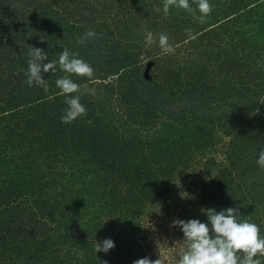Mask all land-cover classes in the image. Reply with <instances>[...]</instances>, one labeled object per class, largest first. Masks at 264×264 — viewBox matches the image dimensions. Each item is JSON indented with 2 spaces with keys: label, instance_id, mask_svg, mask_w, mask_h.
I'll use <instances>...</instances> for the list:
<instances>
[{
  "label": "rangeland",
  "instance_id": "rangeland-1",
  "mask_svg": "<svg viewBox=\"0 0 264 264\" xmlns=\"http://www.w3.org/2000/svg\"><path fill=\"white\" fill-rule=\"evenodd\" d=\"M236 6L238 9L243 7L242 2ZM250 14L252 23L243 28L248 29L249 36L256 28L253 22L260 19L259 11ZM9 16L8 18L11 17ZM4 18L1 20H8L6 16ZM83 25L88 28L90 23ZM254 34L257 32L254 31ZM108 37V45L118 57L131 52L130 49L120 53V47L131 39L129 35L126 37L120 31L117 34L111 33ZM154 39L151 43L145 40V36L135 40L141 45V50H135L138 51V60L143 64L141 73L145 77L150 76L151 70H157L153 60L148 59L150 57L144 52L146 47H151ZM220 41L217 39L219 45H215V51H228L226 41L222 42L223 45ZM249 65V69H239L234 75L235 79L229 84L224 83L226 68L216 67L214 72L208 73L207 83L201 88L202 94L207 97L193 99L195 106L190 103L191 98H181L180 95L178 98L180 91L171 96L169 89L165 90L164 100L154 102V108L146 99L140 98L142 104L135 107L138 110L130 107L129 119L125 121V114L120 113V118L114 117L110 125L100 132L98 142L102 146L95 153L90 151L93 144L89 147L79 144L84 152L77 155L74 150L65 151L67 156H73L67 158L63 154L62 161H54L44 172L48 177L47 182L51 177L59 179L64 175L61 167L68 171L70 167L73 170L75 165L76 175L73 176H78L81 182L95 181V178L98 180L95 184V192L98 194L90 195V201H84L86 206L83 205V211L96 210L98 207L92 221L101 225L102 230L90 223L86 226L77 224L78 226L71 227L75 231L73 240L64 239L67 245L65 247L69 248L71 245L72 250L87 252V259L94 260V264H132L138 258L148 256L155 260L159 255L165 260V264H177L176 253L184 250L185 244L181 241L183 234L179 228L170 227L171 221L177 218H198L203 221L206 217L201 208L208 207H216L217 210L222 207L238 208L241 212L238 214L239 218H247L258 224L264 235V168L256 164V154L264 148V69L259 62H249ZM106 75L103 81L96 80L83 86L80 84L81 92H84L80 102L85 105V94H89L93 104L77 120L87 117L90 122L92 117L89 114L92 112L93 116L96 115L94 117L103 121L104 115L99 110L113 111L121 107L117 103L122 98L119 92L121 84L117 82L116 74ZM58 77L56 72L43 73L50 92L57 91L52 98L48 96L45 97L46 100H36L32 105H25L14 116L2 118L4 136L0 135V155L3 156L0 159V188H3L0 190V236L7 232L6 225L13 217L17 218L12 223L15 227L18 226V221L29 220L32 212L40 215L42 203L38 194L32 196L24 188L26 169L22 168L25 163L22 151L27 152L25 147L31 141L36 144L32 135L41 139L50 138L52 142L50 145L48 143V148H52L54 130L58 128L57 125L64 123L60 117L67 106L66 94L61 93L54 83ZM75 82L78 84L80 81L75 79ZM246 88L253 90H240ZM18 89L21 87L15 85L13 80L11 85L0 89V97H10ZM26 90L29 89H23ZM218 90L220 94L227 95L225 102L217 100L215 92ZM47 91H35V97ZM77 94L79 93L72 95ZM97 94L104 96V99H99ZM106 94L112 95L113 103H110L111 98ZM130 99V96L124 98L125 101ZM201 99L207 100L203 102V107L198 103ZM224 111L227 113L224 114ZM49 120L52 122H48ZM53 122L57 125H53ZM99 150L103 153L98 152ZM91 156L94 163L89 167L91 164L87 161ZM96 161H100V164H96ZM154 172L165 180V184L148 187V181L141 182L147 176L150 178ZM137 175L139 178L135 184H132V180L125 179L130 176L134 181ZM105 176H109L107 182H103ZM33 185L36 186L34 182ZM140 188L143 189L142 194ZM147 189L149 199L146 197L142 200ZM14 190L19 195L9 200V195L13 196ZM49 192L50 190L43 194L51 195ZM89 202L94 203V206L88 207ZM15 203H19L20 210L14 209ZM101 206L104 208L101 209ZM79 212L82 214L80 210ZM23 213H29L28 217L23 219ZM38 218L39 224L43 225V219ZM19 229L21 227L18 226L17 230ZM107 237L115 241V247L108 253H97L98 259L94 251L95 239L102 241ZM0 249L4 251L6 248L0 245ZM3 253L1 260L4 256L8 257L7 251Z\"/></svg>",
  "mask_w": 264,
  "mask_h": 264
},
{
  "label": "trees",
  "instance_id": "trees-1",
  "mask_svg": "<svg viewBox=\"0 0 264 264\" xmlns=\"http://www.w3.org/2000/svg\"><path fill=\"white\" fill-rule=\"evenodd\" d=\"M249 1L209 0L211 11L205 20L200 22L192 12L175 5L170 7L169 14L165 16L157 11L162 7L163 0H0V12H2V15L0 14V89L11 85L13 80L15 85L21 87L15 90L10 97H0L1 136H4L2 118L12 117L25 105H32L36 100H46L45 97L48 96L52 98L57 92L51 93L47 87L48 91L45 94L40 93L35 97V91L41 92L45 89L33 85L31 86L34 88L33 91L26 83L25 72L29 46L39 47L47 52L48 60L45 63L49 60L58 61L59 52L63 48L77 53L79 57L91 64L95 73L91 79L72 75V79L74 81L78 79L80 81L78 84L81 86L96 80L103 81L104 76L110 73V75L116 74L117 82L122 87L119 89L122 98L117 102L121 107L117 110L112 108L113 111L99 110V113L104 115L103 121L94 117L96 116L92 115L94 113L87 112L92 117L90 122L87 117L60 125L53 122V125L56 124L58 128L54 130L55 138H53L54 143L51 149L48 148V143L50 145L52 142L50 138L41 139L32 135L36 144L34 145L31 141L25 147L27 152L22 151L25 161L22 168L26 169L24 173L26 187L24 188L30 191L32 196L38 194V199L42 203L39 208L40 215L32 212L29 218V213H23V219L28 217L29 220L18 221V226L21 227L19 230H17L18 226H12L17 218L10 217L12 219L6 225L7 232H3L0 236V245L6 248L4 251L8 252V257L4 256L1 260L4 251L0 249V264H94V260L87 259V252L72 250L71 245L69 248L65 247L67 246L65 240L67 238L73 240L75 231L71 227L77 224L86 226L90 223L101 227L102 230L101 225L92 221L95 216L93 214H96L98 207L95 208L96 210L83 211L85 208L83 205L86 206L85 202L90 201L89 196L98 194L95 192L97 190L95 184L98 180L95 178V181L81 182L78 176H73V174L76 175L74 171L77 165L73 170L70 167L68 171L61 167L64 175L59 179L51 177L48 182V177L44 172L51 167L54 161H62L61 155L64 154L67 158L73 156H67L65 151L74 150V154L77 155L84 152L79 144H83V147L93 144L90 151L95 153V150L102 146V143L98 142L100 132L110 125L114 117L120 118V113L125 114V121L129 119L130 107L138 110L135 107L142 104L140 98L146 99L154 108V102L158 99L164 100L165 90L169 89L171 96H175L177 91H180L177 97L179 98L180 95L181 98H191L189 101L194 105L193 99L196 97H207L202 94L201 88L207 83L208 73L214 72L216 67L226 68L224 80L226 84L235 79L234 75L236 76L239 69H249V62L250 64L259 62L263 64L264 69V0H259V3L257 0ZM197 2L198 0H190L192 9L196 10L198 15ZM240 2L243 7L238 9L236 5ZM9 4L12 6L10 7ZM257 11L260 12V19L253 22L256 26L254 31L257 34L253 31L249 36L248 29L243 28L248 23H252L250 13ZM7 12L11 14V17ZM4 16L8 20H1ZM84 23H90L89 27L85 28ZM89 29L96 33L95 37L83 39L84 33ZM120 31L126 37L129 35L131 38L120 47V53L131 49V52H126L122 57H118L108 45L110 42L108 35L117 34ZM148 31L155 34L153 35L155 39L151 47H146L144 52L150 57L148 59L153 60L157 70H151L150 76L145 77L141 73L143 64L138 60V51L135 50H141V45L135 40L146 36ZM161 33L168 36V44L173 51L166 53L162 50L159 45ZM217 39L221 40V45L226 41L228 51L227 49H224L222 53L215 51V45L218 44ZM56 69L55 72L59 77L66 75L60 69L58 62ZM248 88L240 90H253ZM23 89L29 90L23 91ZM219 91L215 92L217 100L225 102L227 95L220 94ZM97 96L101 100L104 99L101 94ZM105 96L110 99L112 95L106 94ZM128 96L131 98L128 100L130 104L124 100ZM85 97L84 104L89 110L93 104L92 98L89 94H85ZM89 99H91L90 102ZM205 101L207 100H199V106H205L203 105ZM208 102L213 104L211 101ZM110 103H113L112 98ZM55 110L57 112V109ZM51 120L48 122H52ZM85 138L86 141H84ZM35 147L36 150H34ZM101 151L98 152L103 153ZM87 154L85 155L90 156ZM2 157L1 154L0 159ZM92 160L94 158L91 156L87 161L91 164L89 167L94 163ZM99 162L96 161V164H100ZM151 175L150 178L147 176L141 182L147 183L148 181L150 184L148 187L152 185L157 187L160 183L165 184V180L159 178L158 173L154 172ZM105 177L103 182H107L109 176ZM138 178L137 175L133 181L132 177H125V179L132 180V184H135ZM48 190L51 195H44L43 192L48 193ZM148 190L144 191L142 200L146 197L149 199ZM12 193L14 195H9V200L19 195L15 190ZM89 203L88 207L94 206V203ZM101 207V209L104 208ZM14 209H21L19 203H15ZM36 216L43 219V225L39 224V218Z\"/></svg>",
  "mask_w": 264,
  "mask_h": 264
},
{
  "label": "clouds",
  "instance_id": "clouds-1",
  "mask_svg": "<svg viewBox=\"0 0 264 264\" xmlns=\"http://www.w3.org/2000/svg\"><path fill=\"white\" fill-rule=\"evenodd\" d=\"M175 5L196 15L203 22L211 11L209 0H198L196 10L192 9L190 0H163L162 7L157 11L165 16L169 14L170 7ZM96 33L89 29L84 33L83 39L95 37ZM145 40L153 42V33L148 31ZM159 45L164 52L173 51L168 44V36L161 33ZM27 69L25 72L26 83L29 87L35 85L47 90V79L43 73L57 71L56 64L66 75L55 80V86L65 95L66 108L60 119L64 123H71L78 116L86 113L85 105L80 102V85L73 79L72 75L92 78L94 69L90 63L68 48L59 52L58 61L48 60L47 52L39 47L29 46ZM85 91H88L87 89ZM73 93H79L72 95ZM256 164L264 168V148L256 154ZM205 220L198 218L173 219L170 227L179 228L183 234L181 241L185 248L176 253L177 264H264V235L261 234L260 226L250 219L239 218L241 213L235 207L201 208ZM115 247V241L104 238L102 241L95 239L94 251L96 253H108ZM98 258V256H97ZM99 259V258H98ZM106 264V262H105ZM132 264H165V260L159 258L152 260L148 256L132 261Z\"/></svg>",
  "mask_w": 264,
  "mask_h": 264
}]
</instances>
